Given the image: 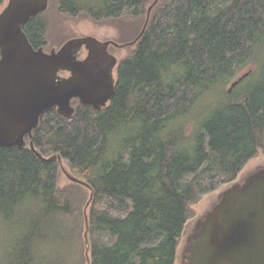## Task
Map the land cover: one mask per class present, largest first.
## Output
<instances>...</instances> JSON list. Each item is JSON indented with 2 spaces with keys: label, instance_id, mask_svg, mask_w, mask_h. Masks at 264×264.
Masks as SVG:
<instances>
[{
  "label": "trees",
  "instance_id": "16d2710c",
  "mask_svg": "<svg viewBox=\"0 0 264 264\" xmlns=\"http://www.w3.org/2000/svg\"><path fill=\"white\" fill-rule=\"evenodd\" d=\"M153 1L54 0L98 21L140 17ZM153 11L119 61L108 105L75 99L73 116L49 109L34 131L38 151L61 155L94 189L91 264H176L192 204L264 152V56H255L259 45L264 54V0H159ZM45 12L24 25L35 48L48 43ZM250 57L258 73L223 91L227 100L188 135L184 117L200 89L222 88ZM26 139L24 148L0 146V224L11 229L0 264H87L81 203L60 187L59 161H42Z\"/></svg>",
  "mask_w": 264,
  "mask_h": 264
},
{
  "label": "water",
  "instance_id": "95a60500",
  "mask_svg": "<svg viewBox=\"0 0 264 264\" xmlns=\"http://www.w3.org/2000/svg\"><path fill=\"white\" fill-rule=\"evenodd\" d=\"M159 0L148 8L143 36L151 13ZM50 0H8L0 10V146L29 145L42 161L58 160L62 171L73 182L90 190L85 208V242L89 257L88 207L94 198L93 187L64 165L61 155L44 156L35 147L34 131L45 111L56 108L63 117L76 112L75 99L101 111L113 98L116 88L114 68L119 59L108 51L109 44L94 36L74 37L59 49L35 48L24 25L45 12ZM85 48V59L78 57ZM62 72H68L64 75ZM247 75L232 82L229 91ZM188 224L184 230L187 232ZM184 264H264V165L229 185L199 219L191 237Z\"/></svg>",
  "mask_w": 264,
  "mask_h": 264
},
{
  "label": "rangeland",
  "instance_id": "374dc122",
  "mask_svg": "<svg viewBox=\"0 0 264 264\" xmlns=\"http://www.w3.org/2000/svg\"><path fill=\"white\" fill-rule=\"evenodd\" d=\"M8 0H5V3L0 10L6 5ZM154 12H152L151 18L154 16ZM46 18L48 20V43L44 47L46 51L51 50L52 48H59L64 43H66L69 39L74 37H84V36H94L100 40L106 41L113 39L119 43H127L131 42L143 29L146 18H147V9L145 13L140 17H119L114 19L107 20H95L93 18L87 16H72L61 11L57 5H55L54 0H50V5L45 12ZM136 44H127L124 47H115L111 46L110 50L114 53L118 59L121 61L122 59L131 55V53L135 50ZM85 50V48H83ZM82 49V50H83ZM259 55L255 54L258 59H261L264 56L262 52V46L259 45ZM81 58L85 56V52L81 51ZM243 68L236 74V76L232 77L229 81H227L221 88V86H215L208 90L200 89L199 96L194 104V107L191 109V113L188 114L184 119L187 122L186 131L187 134L190 135L194 131L198 132L201 128L202 122H204L211 113L218 108L220 104L223 102L222 95L229 91V88L232 85V82L241 76L244 73L249 72L252 74H256L259 71L260 60H253L251 57ZM115 76L117 77V69H115ZM223 99L227 100L225 94L223 95ZM65 167L72 172L71 167L67 164H64ZM264 165V152H260L255 158L251 159L242 169L239 174L237 180H242L246 178L250 172L256 170L260 166ZM235 180V181H237ZM234 181V182H235ZM233 183V182H232ZM67 175L60 170V180L59 185L61 188L71 191L74 196L77 197V201L80 204L81 209L85 212L86 204L90 198V191L86 189L84 186L81 187L75 186ZM231 183L223 185L218 191L204 196L196 203L192 204V207L195 212L194 218H192L188 222L187 232L184 234L182 242L178 248L177 253V261L176 264H184V256L186 254V250L188 248V243L191 237L194 234L196 225L200 218L206 213L212 204L219 199V194L229 187ZM90 207V206H89ZM88 207V212H89ZM5 224H0V229L5 228L6 233L4 231H0V260L7 254V244L9 242L8 238L10 236V227H6ZM86 231V230H85ZM75 261L73 259L70 260V264H74ZM69 264V263H68Z\"/></svg>",
  "mask_w": 264,
  "mask_h": 264
},
{
  "label": "flooded vegetation",
  "instance_id": "af4514ba",
  "mask_svg": "<svg viewBox=\"0 0 264 264\" xmlns=\"http://www.w3.org/2000/svg\"><path fill=\"white\" fill-rule=\"evenodd\" d=\"M138 35H139V34H138ZM138 35H137V36H138ZM137 36H136V37H137ZM136 37H135V38H136ZM135 38H134V39H135ZM134 39H133V40H134ZM110 40L115 41V40H113V39H110ZM133 40H132V41H133ZM106 41H109V40H106ZM115 42H117V41H115ZM117 43H119V42H117ZM127 43H129V42H127ZM137 43H138V42H137ZM137 43H136V44H137ZM119 44H126V43H119ZM126 45H127V44H126ZM111 46L121 47V46H116L113 42H111V44H109L108 51H109L110 54H112V55H115V54L111 52V50H110ZM122 47H124V46H122ZM59 48H60V47H59ZM59 48H57V49H59ZM49 51H50V50H49ZM81 51H84V52H85V56L82 57V58L79 56ZM81 51L79 52L78 57H79L80 59H85V58L88 56L89 51L86 50V49H85V50L83 49V50H81ZM115 56H116V55H115ZM116 57H117V56H116ZM117 58H118V57H117ZM119 61H120V60H119ZM118 64H119V63H118ZM115 69H118V65L114 68V77H115L116 80H117V77L115 76ZM62 74H64V75H69L68 72H62ZM117 74H118V72H117ZM110 101H111V100H110Z\"/></svg>",
  "mask_w": 264,
  "mask_h": 264
}]
</instances>
